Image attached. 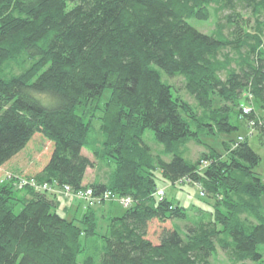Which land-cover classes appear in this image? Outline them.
<instances>
[{
  "label": "trees",
  "instance_id": "16d2710c",
  "mask_svg": "<svg viewBox=\"0 0 264 264\" xmlns=\"http://www.w3.org/2000/svg\"><path fill=\"white\" fill-rule=\"evenodd\" d=\"M221 1L229 11L208 33L189 19L210 18L214 0H0V264H213L217 244L233 264L264 260L261 155L249 137L224 139L221 152L201 139L239 130L227 101L254 98L264 109V0ZM157 66L182 77L201 112ZM108 89L109 99L96 104ZM94 118L101 140L91 137ZM147 129L164 145L160 153L146 143ZM188 139L207 148L197 160L184 155ZM43 140L41 165L25 176L133 198L123 214H110L102 234L96 209L71 219L48 193L26 187L17 195L3 173ZM84 147L113 164L106 181H89L95 162ZM160 180L202 186L215 199L210 221L165 226L153 241L152 220L188 216L157 195ZM88 246L95 254L80 260Z\"/></svg>",
  "mask_w": 264,
  "mask_h": 264
},
{
  "label": "rangeland",
  "instance_id": "374dc122",
  "mask_svg": "<svg viewBox=\"0 0 264 264\" xmlns=\"http://www.w3.org/2000/svg\"><path fill=\"white\" fill-rule=\"evenodd\" d=\"M222 4L223 2L221 0H214L213 4L211 5V9H210L211 10L210 18L204 19V20H200L197 18L189 19L190 24L197 27L202 32H208V33L215 32L217 30V26L219 25V22H222V21L224 22V19H225L224 15L228 13L229 11V10L224 11V9L222 10L221 9ZM249 15L250 14L247 13L246 17ZM251 22L252 24L250 25V28L253 30L254 28L252 25L255 24L254 18H252ZM222 30L224 33H226L228 32V27ZM227 52L235 55L229 49L225 50V53ZM12 66L14 67L13 68L14 72L19 71V67L17 65L12 63ZM157 68L161 70L162 79L173 84L174 88L177 89V93L183 99L190 101L193 107L195 108V110L199 111L200 108L196 100H194V98L186 90L183 89L182 77L178 75L175 77H170V75L164 69H161L158 66ZM222 77H225L224 72H222ZM110 96L111 94L108 89L107 91L104 92V95L100 97V99L96 102V104L103 106V103L107 101ZM252 99H251V102L253 103H251V105L253 106L254 112L257 113L255 114V119H258L257 121L260 124H257L253 127H249V120L245 116H243L241 113V111L243 110L242 103L241 105H238L235 107L232 104V102L227 101V103L231 105L232 107H234L235 109L234 120L239 123V126H240L239 130L232 132L231 134L223 133L219 136L212 135V134L207 135L205 133H202L201 139L204 143L213 144L216 147V149L221 152V151H224V142H223L224 139L236 138L239 141H241L239 137L243 136V139L246 137H249V141L252 147L257 152H259V154L261 155L260 164L258 165L256 170L258 173H260V175L262 176L264 180V119H262L264 115V109L257 106V103L254 100V98ZM222 102L223 101L221 99L217 100L216 107L219 106V104ZM79 112H81V107L78 108V113ZM239 112H240V115H239ZM96 115L97 116L101 115L100 110L96 113ZM92 127H93V130L91 132V137L101 140L102 133L100 131L101 126H100V120L98 118H94ZM145 135H146L145 141L149 146H151L153 153L154 154L160 153L163 150L164 145H162L161 143L157 141V139H155V136L153 135L150 129L146 130ZM45 143H46L45 140H43L42 142L35 141L27 148L25 152V157H24L25 164L22 162L24 167H28L29 165L31 166L33 164L38 165V166L41 165L40 163L41 161L39 159L43 157V153H44L43 146L45 145ZM204 143H200V142L198 143L193 139H188V141L184 142L182 146V148L184 149L185 157L191 160L199 159L201 153L207 149ZM83 149H85V152L95 162V165H93L91 168L88 169L89 170L88 172L89 181H92L93 179H99L102 181L107 180L109 177V174L113 170L112 169L113 164L109 165L106 162H102L99 159L95 158L93 152L89 148L84 147ZM164 158L166 160H169L172 158V156L167 155V156H164ZM7 171L13 172L15 174L17 173L23 174V175L25 174L24 171L16 172V171H12L10 168L4 170L3 173L5 172L6 174ZM157 173L161 176L160 170H158ZM160 181L161 182L159 183V186H158L157 195L160 197H167L170 199H174L177 202L184 205L186 209L188 210V216L186 218H181V219H170V221L167 223H162L161 221L152 220L153 222H151L150 227H149V237L153 241L155 242L158 241L160 237V233L162 232L161 230L165 226L171 228V226L176 225L178 226V228L186 230L187 226H190V227L195 226L200 221H204L205 223H208L210 221L211 218L209 215V211L213 210L212 206H213V203L215 202V199L213 197L210 198L207 195H205L206 193L204 194L202 186H200L197 183H193L191 181L190 182L189 181H179L176 184H172L170 181H164V180H160ZM23 189L24 188H18L17 190V195H19L20 197H22L24 194ZM56 190L61 191V189L57 187H56ZM160 190H164V194L162 193L163 195L159 193ZM58 193H59L58 194L59 198L55 193H50L49 197H51L54 194L56 195L54 196L55 201L58 202V199H59L60 201L59 202L60 204L59 213L65 214L64 208L66 206H69L71 208L73 207L78 208L77 209L78 216L75 218H81L84 215L83 212L87 209L83 206L84 203H82L78 198H76L73 195L68 196V195H65L64 193H60V192ZM112 202L113 201H106L103 203H98L94 207H92L93 209H96V211L99 213V223H100V226H99L100 233L99 234H102L103 232H105L106 227L109 224L108 220H109L110 214L112 216H116V215H121L124 213L123 211L125 210V208L122 204H120L118 201H115L113 203ZM262 203L264 205V197L262 198ZM20 207L21 205H19L17 210H19ZM69 215H70L69 218H72L71 217L72 215L71 214ZM97 243L100 246H102V243H103L102 238H99V241H97ZM258 248L262 253H264V244H260ZM217 250L218 251L215 253V255L211 257V261L213 262V264H233V262L230 259V255L226 252V250H223L219 244H217ZM88 254H93V255L95 254V249L92 246L91 247L88 246V249H86L85 252H82L79 255L80 260L85 259L86 255ZM97 260L98 262H100V259L98 256H97ZM237 264H264V260L258 263L252 260H247L244 262H237Z\"/></svg>",
  "mask_w": 264,
  "mask_h": 264
},
{
  "label": "built area",
  "instance_id": "2783aa9c",
  "mask_svg": "<svg viewBox=\"0 0 264 264\" xmlns=\"http://www.w3.org/2000/svg\"><path fill=\"white\" fill-rule=\"evenodd\" d=\"M252 103V102H251ZM251 103H242V115L243 116H250L252 113H254L253 106ZM249 120V127H253L257 124H260L255 117ZM239 139L242 141L243 136L239 137ZM238 140V139H237ZM239 141V140H238ZM206 164V162H204ZM14 178V184H16L17 187L19 188H26V187H31L33 190L37 192H44V193H64L65 195L68 196H75L78 198L82 203H84L85 208H92L98 203H103L106 201H118L121 203L124 208L130 207L134 200L131 196H123L117 193H114L113 191L107 189L104 190L103 192H98L94 189V187L91 186H83V188L80 189H74L73 186L69 184H64V185H58V184H52L47 181H40L37 178L33 176H25L22 174H15L12 172L7 171L6 172V177ZM56 187L61 189V191L56 190ZM159 193L164 194V190H160ZM162 194V195H163Z\"/></svg>",
  "mask_w": 264,
  "mask_h": 264
},
{
  "label": "crops",
  "instance_id": "0c3cea01",
  "mask_svg": "<svg viewBox=\"0 0 264 264\" xmlns=\"http://www.w3.org/2000/svg\"><path fill=\"white\" fill-rule=\"evenodd\" d=\"M23 163L25 164V162L23 161ZM23 163L21 162V161H17V162H13V163H11V164H9L6 168L8 169V168H10L12 171H18V172H21V171H24V172H26L27 170H28V167H24V165H23ZM22 165V166H21ZM2 174V173H1ZM4 175L2 174V177H3ZM93 180H97V179H93ZM93 180H92V182H93ZM104 181H106V180H104ZM57 196H58V198H59V195L58 194H56ZM56 195H52L51 197L52 198H54V196H56ZM59 199H58V202H57V210L59 211V208H60V204H59ZM78 208H71V207H69V206H66L65 208H64V213L65 214H67V216L69 217L70 215L69 214H71L72 216V218H74V217H77L78 216V214H77V212H78V210H77ZM84 213V212H83ZM71 218V219H72Z\"/></svg>",
  "mask_w": 264,
  "mask_h": 264
},
{
  "label": "bare ground",
  "instance_id": "6f19581e",
  "mask_svg": "<svg viewBox=\"0 0 264 264\" xmlns=\"http://www.w3.org/2000/svg\"><path fill=\"white\" fill-rule=\"evenodd\" d=\"M49 194V193H48Z\"/></svg>",
  "mask_w": 264,
  "mask_h": 264
}]
</instances>
